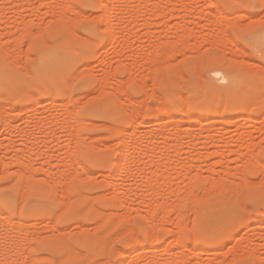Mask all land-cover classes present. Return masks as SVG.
<instances>
[{
  "label": "rangeland",
  "instance_id": "obj_1",
  "mask_svg": "<svg viewBox=\"0 0 264 264\" xmlns=\"http://www.w3.org/2000/svg\"><path fill=\"white\" fill-rule=\"evenodd\" d=\"M141 1L0 0V264H264V0Z\"/></svg>",
  "mask_w": 264,
  "mask_h": 264
},
{
  "label": "bare ground",
  "instance_id": "obj_2",
  "mask_svg": "<svg viewBox=\"0 0 264 264\" xmlns=\"http://www.w3.org/2000/svg\"><path fill=\"white\" fill-rule=\"evenodd\" d=\"M144 1V4H145V0H142L141 1V3ZM159 1V0H158ZM155 2V1H154ZM162 2V1H161ZM214 2V4L216 3V1L214 0L213 1ZM160 3V2H159ZM212 4V3H211ZM155 5H157V2H156V4ZM154 5V8H156V6ZM217 5V4H216ZM162 6V5H161ZM105 8V7H104ZM118 8H119V6H118V4H117V2H115V3H113V5H112V10L114 11V13H116L117 12V14H114L115 15V18H114V20L115 21H113V22H115V23H113L112 21H111V32H113V41H114V43H118L119 42V40L121 39V36H119V33H121V32H119L118 31V29H117V25L121 22V20L122 19H120V17L121 16H119L118 15ZM159 8V7H158ZM57 12V11H56ZM51 13V12H50ZM55 13V12H54ZM51 14H53V13H51ZM56 14V13H55ZM57 15V14H56ZM59 15V14H58ZM117 15V16H116ZM104 18V17H103ZM112 23H113V25H112ZM183 29H185V28H183ZM182 31V30H181ZM188 31V30H187ZM189 32V31H188ZM184 33H185V31H184ZM180 34V36H181V33H179ZM175 36H177L175 39H178V35H177V33H176V35ZM168 37H170V36H168ZM183 37V36H182ZM181 37V38H182ZM181 38H179V39H181ZM185 38V37H184ZM186 39V38H185ZM166 42H167V39H166ZM164 43V42H163ZM183 43V42H182ZM67 45V44H66ZM182 45V44H181ZM3 48V47H2ZM4 49V48H3ZM65 49V48H64ZM5 51H6V49H5ZM7 52V51H6ZM67 52V51H66ZM45 54H47L46 52H44ZM49 54V53H48ZM42 55V54H41ZM44 55V54H43ZM50 58V57H49ZM42 62V61H41ZM64 64H66L67 66L70 64V62H68V60H65V62H64ZM66 67V66H65ZM72 67V66H71ZM70 67V68H71ZM45 68V67H44ZM67 71V70H66ZM85 72H89V71H85ZM80 73V72H79ZM83 73H84V71H83ZM82 73V74H83ZM91 73H93V72H91ZM85 74V73H84ZM224 75V74H223ZM228 75V74H227ZM54 76V75H53ZM79 76V75H78ZM77 76V77H78ZM80 76H81V73H80ZM90 76V75H89ZM72 77H74V76H72ZM77 77H76V79H77ZM55 78H56V76H55ZM225 78V77H224ZM73 79V78H72ZM107 79V78H106ZM106 79H104V80H106ZM109 79V78H108ZM226 79V78H225ZM104 80H102V81H104ZM228 80V79H227ZM72 81V80H71ZM100 81V83H101V85H102V82H101V80H99ZM229 81V80H228ZM107 82V81H106ZM227 82V81H226ZM84 83H85V80H84ZM104 84H105V82H104ZM106 84H109V82L108 83H106ZM104 85V86H107V85ZM110 84H111V82H110ZM109 84V85H110ZM100 85V84H99ZM233 85V84H232ZM69 86V85H68ZM103 86V85H102ZM52 95H53V93H51ZM52 95H50V96H52ZM54 98V97H53ZM68 99V98H67ZM35 101V100H34ZM73 101V100H72ZM52 102V101H51ZM37 103V102H36ZM57 106V105H56ZM164 106V105H163ZM181 107V106H180ZM164 108V107H163ZM56 110V109H55ZM164 110H166V109H164ZM167 111V110H166ZM165 111V112H166ZM56 112V111H55ZM54 112V113H55ZM71 113V115L73 114L72 112H70ZM220 113V112H219ZM56 114H57V112H56ZM55 114V115H56ZM59 114V113H58ZM57 114V116H60V114L58 115ZM165 114V113H164ZM168 114V112L166 113V115ZM183 114V113H182ZM184 114H185V111H184ZM54 115V114H53ZM54 115V116H55ZM73 115H75V113L73 114ZM169 115V114H168ZM185 115H187V112H186V114ZM220 115V114H219ZM57 116H55V117H57ZM65 116V115H64ZM67 116H69V115H67ZM189 116V115H188ZM237 116V115H236ZM240 116V115H239ZM156 117V116H155ZM187 117V116H186ZM238 117V116H237ZM5 118V117H4ZM7 118V117H6ZM64 118V117H63ZM154 118V117H153ZM171 118V117H170ZM70 119V118H69ZM13 120V119H12ZM209 120V119H208ZM33 121V120H32ZM68 121V120H67ZM74 121V120H73ZM79 121V120H78ZM60 122V121H59ZM58 122V123H59ZM65 122H66V119H65ZM71 122V121H70ZM143 122V121H142ZM9 123H10V121H9ZM61 123H64V122H61ZM68 123V122H67ZM67 123H66V127H67ZM77 123V122H76ZM145 123V122H144ZM71 124V123H70ZM69 124V125H70ZM179 125V124H178ZM12 126V125H11ZM10 126V127H11ZM58 126V125H57ZM73 126V125H72ZM207 126V125H206ZM4 127V126H3ZM63 127V126H62ZM69 127V126H68ZM67 127V128H68ZM71 127V126H70ZM73 128V127H72ZM208 128V127H207ZM65 130H66V128H64ZM75 129V128H74ZM204 129V128H203ZM206 129V128H205ZM60 130V129H59ZM71 130V129H70ZM122 130V129H121ZM167 130H169V129H167ZM5 131V130H4ZM12 131V130H11ZM61 131V130H60ZM72 131V130H71ZM77 131V130H76ZM208 131V130H207ZM73 132H74V130H73ZM129 132V131H128ZM131 132H132V130H131ZM162 132V131H161ZM164 132V131H163ZM179 132V131H178ZM11 133V132H10ZM67 133V132H66ZM77 133V132H76ZM145 133V132H144ZM167 134H168V132H166ZM180 133H181V131H180ZM180 133H179V135H180ZM70 134V133H69ZM72 134V133H71ZM129 134H130V132H129ZM129 134H128V138H129ZM164 134V133H163ZM166 134V135H167ZM133 135V134H132ZM131 135V136H132ZM162 135V134H161ZM177 135H178V133H177ZM68 136V135H67ZM72 136V135H71ZM134 136H135V134H134ZM137 136V135H136ZM140 136V135H139ZM143 136V135H142ZM141 136V137H142ZM164 136V135H163ZM77 137V136H76ZM125 137V136H124ZM179 137V136H178ZM135 138H138V137H135ZM80 139V138H79ZM82 139V138H81ZM83 140H84V138H83ZM139 140H140V138L139 139H133V143L131 142L130 144H129V142H127L126 144H124L125 146H126V150H124L125 152V154H123L124 156H121V157H118L113 163H114V166L117 168V170H118V172L119 173H122V172H124V173H128L131 169V161H129V159L130 158H132L133 156H135V155H137V153L140 151V150H142L141 149V146L142 145H140V143H139ZM120 141H121V139H120ZM124 141H125V139L123 140V141H121L122 143H124ZM126 141H128V139L126 140ZM75 142H77L76 140H75ZM2 144V143H1ZM149 145V144H148ZM147 145V146H148ZM153 145V144H152ZM3 146V145H2ZM1 146V147H2ZM75 146V145H74ZM146 146V145H145ZM157 146V145H156ZM156 146H154V147H156ZM169 147L168 148H171L172 147V145H168ZM171 146V147H170ZM150 147V146H149ZM154 147H150L151 149H148V148H146V149H148L149 151L151 150L152 151V149H154ZM166 148V147H165ZM167 148V149H168ZM145 149V148H144ZM143 149V150H144ZM145 149V150H146ZM168 150H170V149H168ZM118 151V150H117ZM148 151V152H149ZM141 152V151H140ZM139 152V153H140ZM154 152H155V149H154ZM143 153V152H142ZM165 157V156H164ZM14 159V158H13ZM12 159V160H13ZM16 161V160H15ZM168 161V160H167ZM12 162H14V161H12ZM23 163V162H22ZM152 163L154 164V162L152 161ZM13 164V163H12ZM152 164V165H153ZM157 164V163H156ZM10 165H11V163H10ZM27 166L29 165V164H26ZM155 165V164H154ZM160 165H162V164H160ZM167 166V165H166ZM162 167V166H161ZM29 168V167H28ZM149 168V167H148ZM30 169V168H29ZM32 169V168H31ZM22 170V169H21ZM24 170V169H23ZM11 171H13V170H11ZM24 172H26V170L24 171ZM29 172V171H28ZM22 174V173H21ZM28 174V173H27ZM25 175V173L23 174V176ZM29 175V174H28ZM31 175V174H30ZM29 175V176H30ZM121 176V179L123 180L125 177L123 176V175H120ZM31 177V176H30ZM26 180L27 179H29V178H25ZM31 179V178H30ZM65 183V182H64ZM67 183V182H66ZM66 183H65V185H66ZM24 184V183H23ZM49 184V183H48ZM111 184V183H110ZM68 186V185H67ZM117 186V185H116ZM28 187H29V185H28ZM25 188V190H24V192L27 190L28 191V189L30 188H26V187H24ZM23 188V189H24ZM22 189V190H23ZM26 191V192H27ZM115 194V193H114ZM24 195V194H23ZM20 197V196H19ZM124 197V196H123ZM23 198V197H22ZM23 201V200H22ZM18 213V212H17ZM4 214V213H3ZM155 214V213H154ZM5 216H7V215H5ZM25 223V222H24ZM55 227V226H54ZM53 228V227H52ZM51 228V229H52ZM27 229V228H26ZM25 229V230H26ZM56 229V228H55ZM57 230V229H56ZM35 231V230H34ZM28 232H29V230H28ZM38 232V231H37ZM36 232V233H37ZM100 235V234H99ZM31 236V235H30ZM41 236V235H40ZM53 236V235H52ZM37 237H38V235H37ZM54 237H55V235H54ZM62 237H64V235L62 236ZM89 237V236H88ZM36 238V237H35ZM60 238V237H59ZM58 238V240H60ZM97 238V237H96ZM30 239V238H29ZM31 239H33V238H31ZM40 239V238H39ZM39 239H37V240H39ZM153 239V238H152ZM62 241L64 240V238L63 239H61ZM11 241V240H10ZM96 241V240H95ZM140 241V240H139ZM138 241V242H139ZM150 242H151V240H149ZM61 242V241H60ZM152 243H153V241H152ZM11 244V243H10ZM17 245V244H16ZM139 245V244H138ZM141 245V244H140ZM142 246V245H141ZM9 247V246H8ZM140 247V246H139ZM154 247V246H153ZM14 250L16 249V247L14 246V248H13ZM20 249V248H19ZM143 249V248H142ZM153 250V249H152ZM75 251V250H74ZM18 252V251H17ZM123 252V251H122ZM153 252V251H152ZM76 253V252H75ZM80 256V255H79ZM131 257H132V255H130L129 253L128 254H124V257H123V259H122V261H121V263L120 264H129V262L131 261ZM153 261V260H152ZM15 262V261H14ZM82 264V263H81Z\"/></svg>",
  "mask_w": 264,
  "mask_h": 264
},
{
  "label": "snow or ice",
  "instance_id": "obj_3",
  "mask_svg": "<svg viewBox=\"0 0 264 264\" xmlns=\"http://www.w3.org/2000/svg\"><path fill=\"white\" fill-rule=\"evenodd\" d=\"M238 7H251V8H256L258 6L256 4H251V5H238ZM261 211H264V205L261 206Z\"/></svg>",
  "mask_w": 264,
  "mask_h": 264
}]
</instances>
